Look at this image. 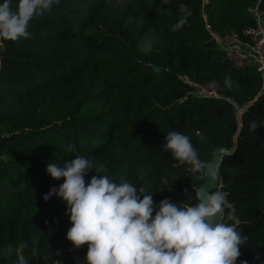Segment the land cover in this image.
<instances>
[{
    "label": "trees",
    "instance_id": "1",
    "mask_svg": "<svg viewBox=\"0 0 264 264\" xmlns=\"http://www.w3.org/2000/svg\"><path fill=\"white\" fill-rule=\"evenodd\" d=\"M106 3L60 0L29 22L27 38L0 48V264H86L87 244L65 238V202L42 199L63 182L50 163L84 156L101 175L153 192L154 204L195 203L205 177L163 150L169 131L187 135L207 163L231 149L217 189L248 237L236 264H264V129L249 131L264 120V75L232 67L205 28L245 38L264 0H128L117 25ZM182 76L216 83L219 97L198 96Z\"/></svg>",
    "mask_w": 264,
    "mask_h": 264
},
{
    "label": "clouds",
    "instance_id": "2",
    "mask_svg": "<svg viewBox=\"0 0 264 264\" xmlns=\"http://www.w3.org/2000/svg\"><path fill=\"white\" fill-rule=\"evenodd\" d=\"M59 3L15 0L13 9L12 0H0V48L4 41L27 38L29 22ZM184 23L182 19L176 27ZM154 41V36H146L142 49L151 51ZM225 84L230 86L227 78ZM257 128L264 129V120L250 122L249 131ZM162 147L178 163L189 166L192 174L206 176L212 185L218 183L219 163L202 161L187 135L169 131ZM89 170H94L92 162L84 156L59 166L48 164L50 177L63 182L42 197L47 201L56 196L65 202L71 224L65 238L76 248L87 244L86 264H236L248 237L238 227L236 208L227 192L201 187L195 192V203L165 198L154 204L153 192L137 188L124 177L117 183L99 169L86 184ZM20 247L27 248V242ZM6 251L11 254L12 249Z\"/></svg>",
    "mask_w": 264,
    "mask_h": 264
},
{
    "label": "built area",
    "instance_id": "3",
    "mask_svg": "<svg viewBox=\"0 0 264 264\" xmlns=\"http://www.w3.org/2000/svg\"><path fill=\"white\" fill-rule=\"evenodd\" d=\"M255 25L245 29V38L230 31L219 34L210 25L205 28L210 33L215 46L224 54L232 67L237 70H254L260 75H264V18L257 7L253 9ZM182 81L192 87L193 91L202 98L219 97L218 85L214 82L195 83L187 76L180 77ZM228 101L232 104L231 99ZM199 134V130L196 131Z\"/></svg>",
    "mask_w": 264,
    "mask_h": 264
},
{
    "label": "rangeland",
    "instance_id": "4",
    "mask_svg": "<svg viewBox=\"0 0 264 264\" xmlns=\"http://www.w3.org/2000/svg\"><path fill=\"white\" fill-rule=\"evenodd\" d=\"M105 1L107 3L104 8V14L110 22L117 25L121 17L127 14L126 5L128 3V0H105ZM251 73L254 74L255 71L251 70ZM218 91H219V87H218Z\"/></svg>",
    "mask_w": 264,
    "mask_h": 264
},
{
    "label": "water",
    "instance_id": "5",
    "mask_svg": "<svg viewBox=\"0 0 264 264\" xmlns=\"http://www.w3.org/2000/svg\"><path fill=\"white\" fill-rule=\"evenodd\" d=\"M153 69H157V66H153ZM231 149L228 148V149H215L212 153V158L211 160L209 161V164H216V163H219V166H220V163H221V160H222V156L229 152ZM124 177V176H123ZM205 177V180L202 182V184L197 188V190H199L201 187L205 188V189H211V190H216L218 187H219V184H220V176H219V180H218V183H216L215 185H212L208 182V179L206 176ZM196 190V191H197Z\"/></svg>",
    "mask_w": 264,
    "mask_h": 264
}]
</instances>
